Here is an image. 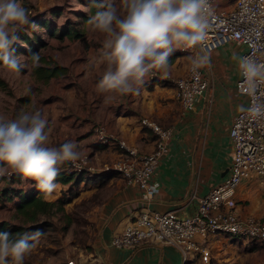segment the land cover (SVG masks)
<instances>
[{
	"label": "crops",
	"instance_id": "0c3cea01",
	"mask_svg": "<svg viewBox=\"0 0 264 264\" xmlns=\"http://www.w3.org/2000/svg\"><path fill=\"white\" fill-rule=\"evenodd\" d=\"M234 1L217 0L215 6L228 9ZM245 51L244 45L229 42L208 52L210 62L201 70L209 87L193 110L183 109L176 97L175 84L156 72L158 83H153L149 77L139 95L102 102L93 111L95 118L91 122L85 120L90 130L81 137L97 144L90 154L96 164H103L101 172L105 165L120 159L124 152L114 143L102 148L91 135L95 130L91 129L92 122L93 125L100 124L118 141L135 147L140 154L151 153L156 144L155 134L142 124L143 119L171 127L173 137L168 153L153 176V181L160 185L153 198L146 199L136 185H128L120 174L112 177L101 190V203L91 211V218L97 224V235L89 255L80 264H185L182 254L172 246L147 241L132 249H119L111 241L141 211H176L181 217L193 216L197 199L227 177L229 172L226 175L224 172L230 168L232 150L230 128L234 117L241 112L240 106L248 104L247 97L237 91L240 75L232 55L235 52L242 56ZM190 56L176 51L170 58V75L184 76ZM85 149L90 150V147ZM105 151L109 152L108 158L100 159L99 154ZM97 190L91 189L92 192ZM235 200V212L241 217H264V181L255 177L244 181L235 192ZM201 242L210 249L218 264H264V246L258 242L221 234Z\"/></svg>",
	"mask_w": 264,
	"mask_h": 264
},
{
	"label": "clouds",
	"instance_id": "9594fccd",
	"mask_svg": "<svg viewBox=\"0 0 264 264\" xmlns=\"http://www.w3.org/2000/svg\"><path fill=\"white\" fill-rule=\"evenodd\" d=\"M91 3L99 10L85 23L102 34L103 44L89 63L93 69L102 68L95 87L104 103L139 95L155 72L170 78V58L176 51H193V73L209 64L206 42L216 20L213 0H123V11L116 0ZM30 16L23 0H0V62L16 72L25 67L13 47L21 42L18 32L25 27L31 29L29 35L40 31ZM28 59L38 66L40 53ZM232 59L242 77L238 94L249 98V105L239 110L252 121H264V62L235 52ZM50 131V121L40 111L21 109L10 121L0 119V178L19 175L34 182L45 197L57 191L59 166L70 163L79 169L86 156L76 141L50 146ZM42 235L37 230L13 238L0 232V264H25Z\"/></svg>",
	"mask_w": 264,
	"mask_h": 264
},
{
	"label": "built area",
	"instance_id": "2783aa9c",
	"mask_svg": "<svg viewBox=\"0 0 264 264\" xmlns=\"http://www.w3.org/2000/svg\"><path fill=\"white\" fill-rule=\"evenodd\" d=\"M213 2L215 6L217 0ZM29 10L32 15V9ZM215 16L216 20L206 42L207 52L223 44L237 42L246 47L242 56L264 62V0H235L234 5L228 9H218L215 6ZM180 52L193 55L192 50ZM150 78L156 79V72ZM165 80L175 84L177 99L183 109L189 111L195 108L209 87V81L203 76L201 69L196 73L192 72L191 61L184 76L170 75ZM241 80L240 76L237 91ZM247 99L248 106L249 98ZM141 122L156 136L155 148L149 154H140L125 141H118L102 126H97L94 132L98 142L117 144L124 152L120 159L105 165L103 171L118 172L128 185H136L145 198L150 200L160 190V185L153 181V176L169 151L173 129L146 118ZM229 135L232 144L229 173L220 184L197 199V210L193 216L181 217L176 211H141L120 234L112 238V245L119 249H132L141 243L152 241L172 246L180 251L185 264L191 260L194 264H210L211 251L201 241L215 235L250 238L264 245V217H241L235 212L237 188L254 177L264 181V121H252L239 112L233 119ZM85 156L86 160L79 169L67 163L70 170L76 173L85 170L95 172L88 154ZM13 176L0 178V182L5 180L9 183ZM69 264L77 263L71 260Z\"/></svg>",
	"mask_w": 264,
	"mask_h": 264
},
{
	"label": "rangeland",
	"instance_id": "374dc122",
	"mask_svg": "<svg viewBox=\"0 0 264 264\" xmlns=\"http://www.w3.org/2000/svg\"><path fill=\"white\" fill-rule=\"evenodd\" d=\"M90 1L23 0V5L32 9L30 19L34 20L35 16H40L41 19L53 23L59 30L74 22H82V13H89ZM116 3L123 11V0H116ZM56 8L59 9L60 14L55 16ZM77 25L85 30V42L69 37L56 38L50 35L47 28L39 25L40 31L32 32L30 35L39 36L47 42V46L41 48L39 53L68 67L67 75L43 83L32 74L33 65L28 59L29 56L22 53L17 55L21 65L25 66L21 71L16 72L0 64V81L5 84L3 86L0 83V119L10 121L19 114L21 109L30 112L40 111L43 117L50 121V146L58 147L63 143L76 141L82 152L90 147V150L83 153L88 154L91 166L98 173V171L101 172L103 164H96L91 159L93 154H90L97 144L81 136L90 130L89 123L85 120L91 122L90 120L95 118L93 111L103 102V96L98 94L95 87L101 78L102 68L93 69L89 63L90 57L99 54L103 36L98 32H92L90 27L84 26L83 23ZM24 29L31 32L28 27ZM93 124L94 122L90 124L91 129L96 128V125L100 126V124ZM94 131L91 135L94 140H97ZM108 155L109 152L105 151L99 154V158L105 159ZM29 185H32V181L23 182L26 188H30ZM85 188L86 186L81 189L79 197L63 207V211L55 210L51 215L42 217V221L48 225L45 226L37 248L26 257L25 264H69L71 260L79 264L83 263L84 257L91 251V244L98 229L91 218V211L101 202L102 197L101 191L92 192ZM67 189L68 186L60 185L57 191L45 199L55 201L67 192ZM13 216V204L0 203V221L15 222ZM175 250L181 254L178 249L175 248ZM210 254L212 256V253ZM189 258H191L190 254ZM88 260H90L89 257ZM188 264H194V262L191 260ZM210 264H218L217 259L212 257Z\"/></svg>",
	"mask_w": 264,
	"mask_h": 264
},
{
	"label": "trees",
	"instance_id": "16d2710c",
	"mask_svg": "<svg viewBox=\"0 0 264 264\" xmlns=\"http://www.w3.org/2000/svg\"><path fill=\"white\" fill-rule=\"evenodd\" d=\"M88 6L89 13H82V22H74L71 25L60 28L59 30L54 27L53 23L45 19H41L40 16H35L34 20L37 25L47 28L50 35L56 38L63 39L65 37H69L71 39L85 42V30L84 28L79 27L77 24L83 23L85 26V22L88 17L90 15H94L95 12L99 10L92 5L91 1L88 3ZM58 14H60V11L58 8H56L54 10V15L56 16ZM28 33L29 32L26 29L18 32V36L21 39V44L17 43L13 46L16 55L22 53L26 54L27 56H31L33 53H39L41 48L47 46V42L45 40L39 36L32 37ZM0 64L4 65L2 62H0ZM68 72V67L57 63L53 58H47L41 54L39 65L32 66V74L37 80H40L43 83H48L54 78L65 76L68 74ZM152 82L158 83L155 81V79H153ZM0 83L3 84V86L5 85L2 81H0ZM98 143L102 148L107 147L106 144H101L100 142ZM117 174L119 173L115 171L90 173L86 170L81 173H76L71 171L68 164L65 163L59 166V175L56 182L60 185L68 186V189L67 192H65L55 201L46 200L45 195L40 193L34 186V182H32V186L30 188H26L23 186V182L26 179L14 174L12 180L9 183H7L5 180H2L1 182L0 203L2 205H7V203L13 204V219H15V222L6 220L0 221V232L11 233L13 238H16L18 235H24L25 233L31 234L37 230L43 233L45 226L48 224L42 221V217L51 215L55 210L63 211V207L66 204L71 203L75 198L79 197L81 189H83L85 186V189L87 190H91L93 188L98 189L97 191L103 190L110 179ZM239 238L248 239L253 243H260L259 241L250 238Z\"/></svg>",
	"mask_w": 264,
	"mask_h": 264
},
{
	"label": "water",
	"instance_id": "95a60500",
	"mask_svg": "<svg viewBox=\"0 0 264 264\" xmlns=\"http://www.w3.org/2000/svg\"><path fill=\"white\" fill-rule=\"evenodd\" d=\"M229 172V168L225 170L224 175H226Z\"/></svg>",
	"mask_w": 264,
	"mask_h": 264
},
{
	"label": "bare ground",
	"instance_id": "6f19581e",
	"mask_svg": "<svg viewBox=\"0 0 264 264\" xmlns=\"http://www.w3.org/2000/svg\"><path fill=\"white\" fill-rule=\"evenodd\" d=\"M91 175V174H90Z\"/></svg>",
	"mask_w": 264,
	"mask_h": 264
}]
</instances>
